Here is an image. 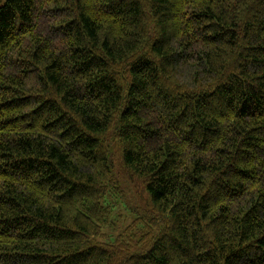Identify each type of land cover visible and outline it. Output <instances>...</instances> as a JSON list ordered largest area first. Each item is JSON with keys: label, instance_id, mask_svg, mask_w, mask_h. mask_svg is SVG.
Instances as JSON below:
<instances>
[{"label": "trees", "instance_id": "obj_1", "mask_svg": "<svg viewBox=\"0 0 264 264\" xmlns=\"http://www.w3.org/2000/svg\"><path fill=\"white\" fill-rule=\"evenodd\" d=\"M0 264H264V0H0Z\"/></svg>", "mask_w": 264, "mask_h": 264}, {"label": "rangeland", "instance_id": "obj_2", "mask_svg": "<svg viewBox=\"0 0 264 264\" xmlns=\"http://www.w3.org/2000/svg\"><path fill=\"white\" fill-rule=\"evenodd\" d=\"M133 204V200H129V202H127V203H124V204H122L121 205V207H122V212L120 213L122 216H126L127 215V210H126V208H130V206ZM134 208H136V206L134 207ZM114 220L116 219L115 218V215H114V218H113ZM130 220H127V221H125L124 223H122V224H120V225H118V229H117V231L115 232V231H113V233H112V235H114V234H117L118 232H120L121 230H122V227L123 226H125L126 224H127V222H129ZM106 230V232H108V228H106L105 229ZM104 230V231H105Z\"/></svg>", "mask_w": 264, "mask_h": 264}]
</instances>
